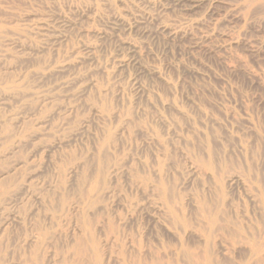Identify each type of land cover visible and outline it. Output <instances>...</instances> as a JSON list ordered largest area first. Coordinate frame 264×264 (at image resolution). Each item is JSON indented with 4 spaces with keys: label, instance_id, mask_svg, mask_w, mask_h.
I'll return each mask as SVG.
<instances>
[{
    "label": "rangeland",
    "instance_id": "rangeland-1",
    "mask_svg": "<svg viewBox=\"0 0 264 264\" xmlns=\"http://www.w3.org/2000/svg\"><path fill=\"white\" fill-rule=\"evenodd\" d=\"M0 264H264V0H0Z\"/></svg>",
    "mask_w": 264,
    "mask_h": 264
}]
</instances>
